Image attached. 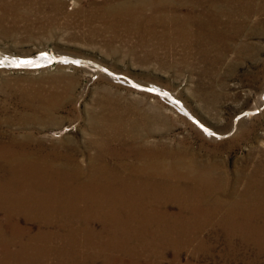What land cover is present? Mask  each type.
<instances>
[{"label":"rangeland","instance_id":"rangeland-1","mask_svg":"<svg viewBox=\"0 0 264 264\" xmlns=\"http://www.w3.org/2000/svg\"><path fill=\"white\" fill-rule=\"evenodd\" d=\"M13 138L38 179L94 160L146 200L115 216L125 230L112 214L28 217L7 198L32 185L0 187V264H264L263 207L230 221L209 200L207 219L191 197L264 183V0H0V145Z\"/></svg>","mask_w":264,"mask_h":264},{"label":"bare ground","instance_id":"bare-ground-1","mask_svg":"<svg viewBox=\"0 0 264 264\" xmlns=\"http://www.w3.org/2000/svg\"><path fill=\"white\" fill-rule=\"evenodd\" d=\"M210 33H214V31ZM248 113L249 111H247V114ZM205 131H207V129H205ZM11 140L13 142L8 141V144L14 147H18V149H15V151L13 152L8 151L9 146L0 145V159L3 158L2 160L5 162L6 170L11 173L10 177L6 179H0V187H24L27 185H32L31 188L29 187L26 190L23 189L27 191L25 194H17L16 190L12 195V198H7L10 203H15V200L17 201L16 209L19 210L21 208H25L24 215L28 217L41 218L47 215L46 212L49 213L51 209H54L61 211H70L76 216H84L88 220H94L98 218L105 219L106 215L110 218V214L114 215V217L119 216V212L122 208L127 210V214H131V216H134L135 213L132 211L133 208L128 206V202L132 200H146L144 193L138 191L135 186L139 184L140 187V183H142L143 181H140L137 178L124 177L117 170L110 168L108 165H101V163L97 164V162L94 160L89 161V164L85 169H80L78 167L79 169L73 171V173H71L70 171L65 173H61L59 171V173L58 171H55L53 169V164H50V167L52 169L50 171L52 178L49 174L43 173V175L39 176L38 179L39 168L36 167V165L31 160V154H29V145L27 141L20 142L15 138ZM127 169L129 171L131 170V168ZM257 176L258 174L256 173V171L249 175L246 179V184H244L245 186L241 191H233L235 188L231 191H227L223 187H218L212 190H208L207 192H205V194H203L204 190H202L200 193H197L198 191L191 192V197L194 200L196 199V202L192 208L199 212L198 215L201 214L202 210H206L208 212L206 218L210 219L209 217H211L212 214H210V211L205 208V205L209 200L212 203L217 202V209L223 211L226 217L224 218L226 220L229 219L230 221H234V219H240L238 217L242 218L243 216L248 215V210L251 213V209L248 207V205L250 204L251 207L253 205L258 207V210L263 207L261 214L262 217H264V183L263 181L258 179ZM193 178L194 179L191 181V183L192 185H194L193 188H195L196 190L199 188L202 182L195 177ZM47 182H51V185L57 191V193L52 197H46L44 193L40 192L45 190V188L40 187L46 186ZM177 184L178 183L176 182L174 184L176 185V189L180 188ZM122 188L128 191L129 194H127V196L126 192L124 191L123 193L125 195L121 194L118 197L111 196V191L113 189L118 190ZM140 188L144 187L142 186ZM31 192L34 194L30 195L28 199L19 200ZM181 194L184 195V199L182 200L185 203L190 200L189 196L185 194L183 187H181L180 189V195ZM221 196H224V199ZM118 199L120 200L116 201ZM125 202L126 205H124ZM104 205L106 207H103ZM136 209L139 215L147 211L142 209L140 206H137ZM114 217L112 219L110 218L111 222L114 221L113 223L122 225L119 219ZM244 219H247V216ZM122 228L125 230H129V228L123 225ZM252 231L259 232L263 235V233L259 229L257 230L253 228ZM243 237L247 239L248 237H252V235L250 234V232L244 233ZM256 244L258 245L259 249L264 251V238L261 237V239L259 240L256 239Z\"/></svg>","mask_w":264,"mask_h":264}]
</instances>
